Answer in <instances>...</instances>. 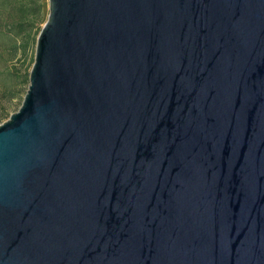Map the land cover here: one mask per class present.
I'll use <instances>...</instances> for the list:
<instances>
[{
	"label": "water",
	"instance_id": "1",
	"mask_svg": "<svg viewBox=\"0 0 264 264\" xmlns=\"http://www.w3.org/2000/svg\"><path fill=\"white\" fill-rule=\"evenodd\" d=\"M0 264H264V0H48Z\"/></svg>",
	"mask_w": 264,
	"mask_h": 264
},
{
	"label": "rangeland",
	"instance_id": "2",
	"mask_svg": "<svg viewBox=\"0 0 264 264\" xmlns=\"http://www.w3.org/2000/svg\"><path fill=\"white\" fill-rule=\"evenodd\" d=\"M42 28L48 17V0H42ZM3 7H0V14ZM12 23L0 16V125L16 113L29 86V73L34 62L37 41L36 29L27 32L11 31ZM35 32V34H34Z\"/></svg>",
	"mask_w": 264,
	"mask_h": 264
},
{
	"label": "trees",
	"instance_id": "3",
	"mask_svg": "<svg viewBox=\"0 0 264 264\" xmlns=\"http://www.w3.org/2000/svg\"><path fill=\"white\" fill-rule=\"evenodd\" d=\"M0 7H3V17L12 23L11 31L22 33L29 28L31 33L35 28L37 36L39 35L42 28H37L36 25L43 17L42 0H0Z\"/></svg>",
	"mask_w": 264,
	"mask_h": 264
}]
</instances>
